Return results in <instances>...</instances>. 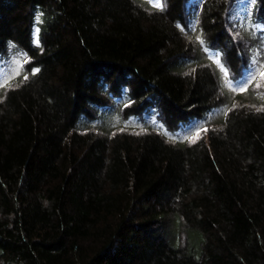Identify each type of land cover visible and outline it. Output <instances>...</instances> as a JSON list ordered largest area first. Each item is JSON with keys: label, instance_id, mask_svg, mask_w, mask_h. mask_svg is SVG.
<instances>
[{"label": "trees", "instance_id": "16d2710c", "mask_svg": "<svg viewBox=\"0 0 264 264\" xmlns=\"http://www.w3.org/2000/svg\"><path fill=\"white\" fill-rule=\"evenodd\" d=\"M236 7L0 0V264H264V0Z\"/></svg>", "mask_w": 264, "mask_h": 264}, {"label": "rangeland", "instance_id": "374dc122", "mask_svg": "<svg viewBox=\"0 0 264 264\" xmlns=\"http://www.w3.org/2000/svg\"><path fill=\"white\" fill-rule=\"evenodd\" d=\"M248 0H236L237 3V7H236V12H240L242 11V6L244 4H247ZM258 85H260L261 88H264V77H260ZM198 136V138H197ZM205 136V132H199L198 134H196V136L194 137L195 139H204Z\"/></svg>", "mask_w": 264, "mask_h": 264}, {"label": "snow or ice", "instance_id": "6c2138e0", "mask_svg": "<svg viewBox=\"0 0 264 264\" xmlns=\"http://www.w3.org/2000/svg\"><path fill=\"white\" fill-rule=\"evenodd\" d=\"M157 6H159V5L157 4ZM222 70L225 71V75H227L226 70H224V69H222ZM38 71H39V69H36V70H35V72H38ZM260 75H261L262 77H264V72H261ZM241 90H243V89H241ZM197 138H198V136H197Z\"/></svg>", "mask_w": 264, "mask_h": 264}]
</instances>
